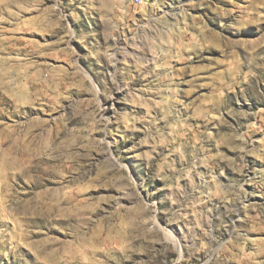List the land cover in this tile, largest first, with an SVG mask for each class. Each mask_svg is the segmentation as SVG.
Wrapping results in <instances>:
<instances>
[{
    "label": "rangeland",
    "instance_id": "374dc122",
    "mask_svg": "<svg viewBox=\"0 0 264 264\" xmlns=\"http://www.w3.org/2000/svg\"><path fill=\"white\" fill-rule=\"evenodd\" d=\"M0 264H264V0H0Z\"/></svg>",
    "mask_w": 264,
    "mask_h": 264
},
{
    "label": "built area",
    "instance_id": "2783aa9c",
    "mask_svg": "<svg viewBox=\"0 0 264 264\" xmlns=\"http://www.w3.org/2000/svg\"><path fill=\"white\" fill-rule=\"evenodd\" d=\"M133 2H134V4H136V5H141V4L143 3V0H141V1H134V0H133Z\"/></svg>",
    "mask_w": 264,
    "mask_h": 264
},
{
    "label": "bare ground",
    "instance_id": "6f19581e",
    "mask_svg": "<svg viewBox=\"0 0 264 264\" xmlns=\"http://www.w3.org/2000/svg\"><path fill=\"white\" fill-rule=\"evenodd\" d=\"M134 1H141V0H134ZM37 159L35 158V161H36ZM39 160V159H38ZM46 171V170H45ZM241 204H244V201H242V203Z\"/></svg>",
    "mask_w": 264,
    "mask_h": 264
}]
</instances>
